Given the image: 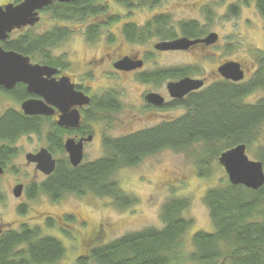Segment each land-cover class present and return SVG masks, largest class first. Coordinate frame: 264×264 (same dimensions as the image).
Instances as JSON below:
<instances>
[{"label": "trees", "instance_id": "16d2710c", "mask_svg": "<svg viewBox=\"0 0 264 264\" xmlns=\"http://www.w3.org/2000/svg\"><path fill=\"white\" fill-rule=\"evenodd\" d=\"M162 1L118 0V3L132 13L137 8L153 9ZM255 1L257 10L264 17V0ZM48 10L51 19L56 21L55 26L41 34L29 29L2 42V46L51 63L55 59L53 49L76 32L69 27L71 22L83 23V35L87 42L94 43L102 38L105 28L122 17L110 13V6L102 0L55 2ZM238 10V5H230L232 14L237 15ZM179 25L181 35L189 38L202 36L208 27L195 20L183 21ZM122 34L130 43H142L153 37L174 39L180 35L171 25L170 15L165 14L156 15L143 25L126 22L122 25ZM114 39L110 33L109 42ZM255 64L256 71L248 81L232 83L221 80L201 92L192 93L185 101L173 103V108L182 106L187 109L183 116L117 137L105 135V154L99 158L83 161L76 167L60 161L56 171L40 185L39 190L55 202L67 194L83 196L92 193L110 198L119 208H128L137 200L121 188L115 174L165 149L178 152L198 145L200 151L194 152L197 169L199 175L205 177L211 174L212 163L214 160L219 162L222 152L239 144L246 145L247 151L253 152L264 165V98L254 103L245 102L250 94L264 90V52H258ZM190 71L194 70L185 66L147 71L141 75V80L179 78ZM115 94L110 91L93 97L89 114L92 122L119 111ZM36 125V122L11 112L0 120V140H16L23 133H32ZM204 202L209 208L214 231L195 232L191 238V251H184L185 236L192 226V220L183 216L189 200L171 197L162 206L163 228H146L108 243L94 239L89 257L97 264H264V185L255 190L228 181L225 186L209 188ZM48 224L51 225L50 221ZM31 234L26 230L21 235L13 232L3 235L0 238V264H20L9 258V253L20 240L27 239L30 244ZM29 252L33 263L55 264L64 258L66 247L61 239L45 235L33 240ZM87 262L86 257L79 258L80 264Z\"/></svg>", "mask_w": 264, "mask_h": 264}, {"label": "rangeland", "instance_id": "374dc122", "mask_svg": "<svg viewBox=\"0 0 264 264\" xmlns=\"http://www.w3.org/2000/svg\"><path fill=\"white\" fill-rule=\"evenodd\" d=\"M15 1L18 0H0V3ZM102 3L110 6V13L120 14L122 16L120 21L105 28L102 38L94 43L87 42L83 35L85 28L83 23L71 22L68 25L76 30L75 34L53 51L64 60L66 58L70 64L68 71L73 79L88 87L93 96L113 91L119 97V111L111 112L106 121L103 119L94 122L95 138L85 147V161L105 154L102 144L104 133L120 136L152 126L160 119L153 114L154 112L167 113L172 117L183 112L182 109L167 112L148 108L143 95L154 91L169 98L167 82L175 78L148 84L138 79V73L116 74L111 63L121 56L130 54L145 57V70L196 67L199 73L211 76L210 80L211 78L217 80L214 78L215 70L221 63L237 60L244 63L247 69L243 83L256 71L255 60L258 52H264V17L257 10L253 0H165L161 6L153 10L137 8L132 13L118 3V0H102ZM230 5H238L237 15L230 12ZM157 13H168L170 23L176 30L179 22L197 19L207 25L209 30L219 34V42L198 56L200 53L195 50L153 53L154 44L162 39L160 37H153L142 43H130L124 38L122 34L124 23L134 22L143 25ZM55 25L56 21H52L50 15L43 14L41 21L31 30L41 34ZM110 33L115 38L113 42L108 40ZM101 54L104 60L98 64H90L92 58L95 59V56ZM202 74L201 77L204 76ZM261 98H264V90H257L245 98V102L254 103ZM33 137H22L18 145L26 150L38 147L41 143ZM199 151L198 145L178 152L165 149L146 157L136 166L119 170L114 177L121 188L137 200L136 204L128 208H119L110 198L98 197L92 193L83 196L67 194L57 202L45 194H40L27 207L26 212L21 214L15 209L16 202L12 195L13 198L7 202L0 203V220L14 226L22 223H28L33 227L40 226L41 235H52L61 239L66 247V253L58 264H80L81 257L89 260L87 264H97L89 257L94 239H98L99 243H108L146 228H163L162 206L171 197L187 198L189 207L183 216L192 220V226L185 236L184 251H191V238L195 232L214 231L209 208L204 202L207 190L225 186L229 181L225 169L217 160L213 161L209 176H200L194 154ZM247 155L250 159L257 160L253 152L247 151ZM21 161L22 156L13 160L17 168L22 167ZM31 175L32 172H28L24 177L21 173L8 174L7 178L0 180V192L7 191L10 183L20 179L18 177H22L21 180L24 182L34 180ZM41 181L43 178L34 180ZM48 218L55 224L53 227L46 225Z\"/></svg>", "mask_w": 264, "mask_h": 264}, {"label": "flooded vegetation", "instance_id": "af4514ba", "mask_svg": "<svg viewBox=\"0 0 264 264\" xmlns=\"http://www.w3.org/2000/svg\"><path fill=\"white\" fill-rule=\"evenodd\" d=\"M164 1L165 0H163L162 3ZM253 1L256 2L255 0H253ZM18 2H20V0ZM18 2H16V3H18ZM162 3L160 5L154 7L153 9L161 6ZM48 9H49V6L45 7L43 10L40 11V18L41 19H42L43 14H48L51 16V14H50L51 12ZM138 9H145V7L144 8H138ZM159 14L169 15L168 13H157V14L153 15L150 19H152L153 17H155L156 15H159ZM41 19H40V21H41ZM50 19H51V17H50ZM150 19H148V20H150ZM192 20L199 22L200 25H205V24H202L197 19H192ZM179 23H181V22H179ZM205 26H207V25H205ZM31 28L27 27V28L23 29V31L26 32ZM177 29L178 30H176V29H174V30H175V32L180 34L178 37H176L174 39H160V40H158L154 44L152 52L153 53H160V52L166 53V52H177V51L181 52V51H193V50H195V52L200 53L198 55V56H200L201 54H204L205 49H209L210 47L215 46L219 42V39H220L219 34L215 31L209 30L208 27H206L205 34H203L202 36L197 37V38H189L185 35H181L180 25L178 26ZM24 32H22V33H24ZM212 32H215L218 34V40H217V42H215L213 44H207L205 42H200V43H197V44L190 46L188 49H175V50L174 49H164L163 45H162V43H164L165 41H172V40H175V39H178L181 37H187L191 40L204 39L209 34H211ZM22 33L20 32V30H15V31H13V33H11L9 38H13V37L15 38V37L21 35ZM58 47H56V48H58ZM54 49H53V51H54ZM5 50L11 51V49H5ZM13 51H15V50H13ZM53 51H52V55L55 59L52 60L51 63L43 61L42 58H40V57L36 58V57L25 55V54H23V55L28 56L30 58L31 64L38 63L40 65H47V66H50V67L54 68L55 70H57L48 79H53L54 81H60L63 77H68L71 80V82L75 85V89H77L78 91H82L86 95L91 97V101L89 104L77 105V106L73 107V110L77 109L79 111L80 121H79L78 126H75V125L74 126H65V125L60 124L61 118L63 116V111H61L60 108L58 107V105H56L55 103L49 105L50 110L52 111V113H50V114H27L25 112V110L23 109V104L25 102L40 101L41 103L42 102L47 103L45 98L42 97L41 95L34 93V92H30L28 89L27 83H25L23 81H18L14 85V87H12L11 89H7L4 86H0V120L2 118H4L5 115L12 112V113L18 114L19 116H21L22 118H24L28 121H32V122L37 123L35 129L33 131H31L32 133H28V134L23 133L18 139L13 140V141H11V140H0V165L3 169V172L0 174V180L7 178L8 174L20 175V173H21L22 177H24V176L28 175V172H32L31 178L33 177L34 180H36L38 178H43V181H41V182H34V180H31L29 182H27V181L24 182L21 180L22 177H18L20 179L14 183H10L9 186L7 187V191H5L4 193L0 192V203H5V202H7V200L13 198V196H14V201L16 202L14 204L15 209L18 210L21 214L26 212L27 207H29L31 205V202L34 201L38 195L45 194L44 192L39 190L40 185L45 180H47V178L49 176H51L56 171L58 163L63 160L65 163L69 162L71 164L69 153H68L66 146H65L66 142L69 139H73L76 142L81 141L83 144V153H84L83 161H85V147L87 144L91 143L95 138V129L93 127L95 121L92 122V120H90V118H89L90 111H92V104H93V97L94 96L92 95L91 92L88 91L89 90L88 87H85L82 83L81 84L77 83L76 79L75 80L73 79V77L71 76V73L68 71L70 64H69V62H67L66 58H65V60L63 58L62 62H60L59 58H61V56L54 54ZM18 53H20V52H18ZM124 57H129L131 60H133L135 62L142 61L143 64L141 67H138V68L133 69V70L117 69L115 67V63L118 62L119 60L123 59ZM102 60H104V56L102 54L97 55V56H95V59H93V58L91 59L92 63H90V64H98ZM228 61L239 62L241 64L244 72H245V77H246L247 69H246L244 63L237 61V60H227L225 62H228ZM225 62L221 63L217 67V69L215 70L216 74L214 75L215 76L214 78H217V80H214L213 78H211V80H210L209 77H211V76H209V75L205 76L204 74L199 73V70L196 67L185 66V67H191L192 70H194V71L193 72L190 71V74H188L186 76L175 78L174 80H170L167 82L166 88H167V91L169 94V98L160 92L151 91V92L145 93L143 95V99L146 103V106L148 108L152 109L153 111L158 110V111L169 112L172 109H176V110L182 109L183 110L182 114H180L176 117H172V115H169L167 113H157L156 114L154 112L153 114L157 115L156 117H160V119L152 126L161 124L163 122H169V121L173 120L174 118L183 116L187 112V109L182 107V106H178L176 108H173L172 104L179 102V101H185V99L188 98L189 95H191L192 93L201 92L204 89L211 86L212 84L218 83L221 80H227V81L232 82V83H242V81H233L231 79L224 77L222 74H220L219 67L222 64H224ZM111 64L115 68L114 73L120 74V75L121 74L138 73V79L139 80H141V75L144 74L145 72H147V71L148 72H154L155 71V69L154 70H145L146 69L145 68V65H146V58L145 57L143 58V57H138V56H132L130 54H126V55L121 56L116 61L112 62ZM167 68H171V67H167ZM167 68H160V69H167ZM156 70H159V69H156ZM201 74L204 76L201 77L200 76ZM186 77L203 80L204 83H203L202 87H200L197 90H193V91L187 93L182 98L173 97L171 95L168 84L170 82L180 81L181 79L186 78ZM167 79H169V78H167ZM167 79H165V80H167ZM165 80H152L150 82H145L142 80L141 81L148 83V84H151V83H155L158 81L163 82ZM114 93H116V92H113V94ZM151 93L159 94L163 99V103L162 104H155V103L150 102L148 99V95H150ZM115 95L117 97V100L119 101L118 95L117 94H115ZM119 104H120V101H119ZM103 117H104V121H106L107 117H109V115H106ZM100 121H96V122H100ZM152 126H148L145 128H149ZM142 129H144V128H142ZM134 131H136V130H134ZM105 135H111V134H106V133L103 134L102 144H103V139H104ZM122 135H124V134H122ZM22 137L37 138L41 144L38 147L31 149V150H26L25 148L23 149L18 145V143L20 142ZM43 149H46L47 152L52 156V159L55 160V169L50 174H46L44 171H42L38 167V162L33 160L35 155H38ZM21 156L23 157V161H21L22 167L17 168L15 166V163L13 162V160H15L17 157H21ZM19 185L22 186V192H21L20 196L16 197L14 190ZM45 195H47V194H45ZM50 219L51 218H48L46 220V225H48L49 227H53V225H55V224L52 223V221ZM49 221H50L51 225L48 224ZM40 228H41L40 226H38V227L37 226H35V227L29 226L28 223H22V224H19L17 226H14V225H12V223H4V222H2V220H0V238L3 235H6L8 233L13 232V233H17V234L21 235L24 233V231L29 230L32 232V234H31L32 239L30 240V244H31L34 239L35 240L40 239L43 236H45V235H41V229ZM30 244H29V241H27V239L26 240H20L11 249V251L9 253V258L15 260L16 262H18L20 264H37V263H33L29 257L30 256V252H29ZM58 263H55V264H58ZM39 264H42V263H39Z\"/></svg>", "mask_w": 264, "mask_h": 264}, {"label": "water", "instance_id": "95a60500", "mask_svg": "<svg viewBox=\"0 0 264 264\" xmlns=\"http://www.w3.org/2000/svg\"><path fill=\"white\" fill-rule=\"evenodd\" d=\"M77 0H21L19 3L0 4V86L11 89L18 81L27 83L30 92L37 93L45 98L47 103L40 101H28L23 104L27 114H50V104H56L63 111L60 124L65 126H78L80 121L79 111L73 110L74 106L89 104L91 97L82 91L75 89V85L68 77L60 81L48 79L57 70L47 65L31 64L30 58L16 51L5 50L2 42H5L15 30H23L33 27L40 21V11L55 2H71ZM218 34L212 32L204 39L191 40L181 37L162 43L164 49H188L190 46L205 42L213 44L217 42ZM142 61L135 62L129 57H124L115 63L120 70H133L142 66ZM219 72L224 77L233 81H241L245 72L239 62L228 61L219 67ZM204 81L186 77L180 81L170 82L168 87L171 95L182 98L187 93L202 87ZM150 102L162 104L163 99L159 94L148 95ZM70 161L73 166H78L84 158L82 142L69 139L66 144ZM33 160L38 162V167L46 174L55 169V160L43 149ZM219 163L225 169L229 181L235 185H244L247 188L259 189L264 185V165L261 161L252 160L247 155V148L239 144L230 148L219 156ZM3 169L0 165V174ZM22 186L15 188V196L21 195Z\"/></svg>", "mask_w": 264, "mask_h": 264}]
</instances>
